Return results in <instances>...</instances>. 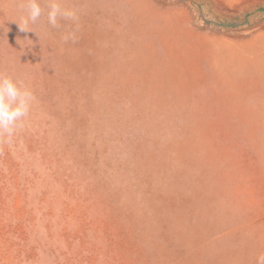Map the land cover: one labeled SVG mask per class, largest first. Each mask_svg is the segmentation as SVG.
I'll return each instance as SVG.
<instances>
[{"label": "rangeland", "instance_id": "obj_1", "mask_svg": "<svg viewBox=\"0 0 264 264\" xmlns=\"http://www.w3.org/2000/svg\"><path fill=\"white\" fill-rule=\"evenodd\" d=\"M193 1L59 0L77 19L54 28L39 0L23 32L24 0H0V72L35 97L0 138V264L264 255V19L205 26Z\"/></svg>", "mask_w": 264, "mask_h": 264}, {"label": "clouds", "instance_id": "obj_2", "mask_svg": "<svg viewBox=\"0 0 264 264\" xmlns=\"http://www.w3.org/2000/svg\"><path fill=\"white\" fill-rule=\"evenodd\" d=\"M24 10L26 15L17 23L21 31L28 32L31 31L28 24L36 23L44 10L39 0H24ZM60 19L75 21L76 12L62 8L59 0H48V23L55 28ZM63 39L65 41L74 39V34L69 33ZM34 99L29 86L23 81L15 80L10 75L0 72V138L11 140L17 130L24 126ZM257 264H264V255L257 257Z\"/></svg>", "mask_w": 264, "mask_h": 264}, {"label": "trees", "instance_id": "obj_3", "mask_svg": "<svg viewBox=\"0 0 264 264\" xmlns=\"http://www.w3.org/2000/svg\"><path fill=\"white\" fill-rule=\"evenodd\" d=\"M186 3H192L193 0H179ZM207 0H200L197 4L201 23L205 26H213L216 28H233L253 23L264 19V5L257 6L254 10L246 11L243 14L235 15H216L213 11L204 12L202 6H207ZM209 6V5H208Z\"/></svg>", "mask_w": 264, "mask_h": 264}]
</instances>
